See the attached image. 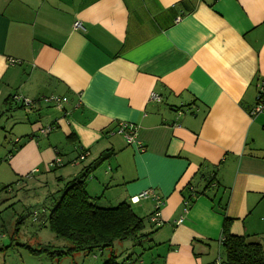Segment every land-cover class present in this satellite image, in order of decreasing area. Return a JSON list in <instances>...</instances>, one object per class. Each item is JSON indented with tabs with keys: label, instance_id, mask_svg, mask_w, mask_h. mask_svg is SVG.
Listing matches in <instances>:
<instances>
[{
	"label": "crops",
	"instance_id": "crops-1",
	"mask_svg": "<svg viewBox=\"0 0 264 264\" xmlns=\"http://www.w3.org/2000/svg\"><path fill=\"white\" fill-rule=\"evenodd\" d=\"M262 82L264 0H0V112L15 131L4 172L48 180L38 173L60 155L62 187L110 151L87 191L116 206L152 189L131 203L149 219L161 199L148 238L173 249L168 264L220 254L223 205L233 234L264 240ZM15 95L34 105L7 103ZM49 95L68 97L64 109L43 104ZM121 122L138 126L143 151Z\"/></svg>",
	"mask_w": 264,
	"mask_h": 264
},
{
	"label": "trees",
	"instance_id": "trees-1",
	"mask_svg": "<svg viewBox=\"0 0 264 264\" xmlns=\"http://www.w3.org/2000/svg\"><path fill=\"white\" fill-rule=\"evenodd\" d=\"M6 101L17 105L16 108L25 106L14 99ZM2 115L3 113L0 112V118ZM12 152H9L8 158ZM111 154L110 151L104 152L94 166L91 167L89 164V167H85L75 178L66 181L62 187L56 183L57 189L47 194L45 205L34 209V220H39L43 225L48 224L57 237L71 243L65 251H54L59 255L103 250L112 247L117 241L133 240L140 244L144 237H150L155 231V224L148 219L150 228L145 232V217L135 212L131 202L123 201L116 206H101L87 191V179L91 169L97 168ZM59 167L50 169L55 170ZM11 187L12 185H6L0 189V192ZM187 198L194 200L192 196ZM225 209L223 205L219 210L225 216L222 235L224 239L221 242L224 262L226 264H264V240L252 241L248 235L233 234L230 229L232 219L226 216ZM31 250L36 254L44 251L51 253L46 245L40 249L31 248ZM103 264H123V262L118 261V255L112 252Z\"/></svg>",
	"mask_w": 264,
	"mask_h": 264
},
{
	"label": "rangeland",
	"instance_id": "rangeland-1",
	"mask_svg": "<svg viewBox=\"0 0 264 264\" xmlns=\"http://www.w3.org/2000/svg\"><path fill=\"white\" fill-rule=\"evenodd\" d=\"M42 103L47 104L46 102ZM54 111L52 110V112ZM4 121L5 116L2 115L0 118V151L4 150L3 145L7 143L9 137L15 134V131L11 133L8 127L3 128ZM12 144L10 147L14 148ZM12 148L9 151H13ZM5 150L6 156L0 157V165H3L0 172V189L6 185H12V187L0 192V264H103L109 259L112 252L118 255V261L123 264H168L171 247L169 244L159 243L157 238L144 237L140 244L133 240L117 241L112 247L103 250L97 249L93 252H74L62 255L54 252L67 250L71 243L57 237L48 224L43 225L40 221L34 220L33 211L44 205L49 192L57 189V185L51 177L58 175V169L47 173H38V177L42 174L50 177L48 180L46 177L42 180L41 177L40 180L31 179L30 181L28 179L26 180L27 184H21V181L18 180L23 179L22 177H14V179L11 177V173L4 172L6 167H9L6 166V163L9 162V151ZM102 164H99L97 169ZM140 205L132 204V207L140 216L145 217V232H147L150 228L146 217L147 208L140 207ZM27 245L34 249H40L46 245L51 253L44 251L41 254H36ZM220 254L223 255L222 249Z\"/></svg>",
	"mask_w": 264,
	"mask_h": 264
},
{
	"label": "built area",
	"instance_id": "built-area-1",
	"mask_svg": "<svg viewBox=\"0 0 264 264\" xmlns=\"http://www.w3.org/2000/svg\"><path fill=\"white\" fill-rule=\"evenodd\" d=\"M180 17H178L177 20H179ZM75 28H82V24L80 21H76L74 24ZM9 62L11 64H17L20 63L19 59L16 58H9ZM259 93L257 95V103L254 106L252 113L253 114H257L261 111H263L264 109V82L259 84ZM153 98L160 100L159 96L155 93H153ZM13 99L17 102L23 103L25 106H33L34 105V101L30 100L28 98H24V97H20L19 95H15L13 97ZM42 100H44L45 102L51 103L55 108L59 109V110H63L64 109V104L68 101V97L66 96H59V95H49V96H45L42 98ZM51 130V127H44L41 132L42 133H49V131ZM118 132L122 133L127 142L131 145H137L140 151H143L144 145L141 143V141L138 139V126L135 125L132 122H121L119 124L118 127ZM88 155L87 151L82 152L77 161L80 160H84ZM76 162V161H74ZM64 164V160L63 158L59 155L56 156L52 161L49 162L48 167L49 168H54V167H59L62 166ZM37 170H34L33 172H36ZM155 195L154 191L151 190H144L141 193L134 195L131 197V202L132 203H139L141 200L143 199H147L150 196ZM162 205V201L159 197H157V205L155 207V211L154 213L149 217L150 222H152L155 225H159L160 221H159V216H160V208ZM183 219L181 218L180 220H178L177 222L180 223ZM224 239V237L220 238V242H222V240ZM130 264V263H129ZM207 264H226L224 262V258L221 256V254H219L212 262L207 263Z\"/></svg>",
	"mask_w": 264,
	"mask_h": 264
}]
</instances>
